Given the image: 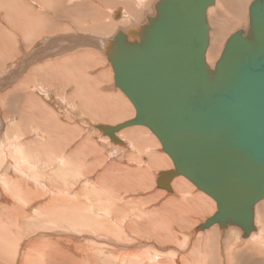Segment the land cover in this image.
Returning <instances> with one entry per match:
<instances>
[{"label": "bare ground", "instance_id": "bare-ground-1", "mask_svg": "<svg viewBox=\"0 0 264 264\" xmlns=\"http://www.w3.org/2000/svg\"><path fill=\"white\" fill-rule=\"evenodd\" d=\"M150 1L0 0V73L6 71L1 73L0 91L15 85L0 94V128L7 123L0 143V206L10 197L21 202L0 207V215H15L17 229L12 237V227L0 221V231H8L0 233L4 259L13 252L12 262L20 256L21 264L38 262L36 258L50 264H217L216 253L209 250L217 237L221 243L231 242L224 264H264V198L254 206L253 226L247 230L227 222L215 223L208 233H197L195 228L181 235L195 213L210 211L213 216L216 200L196 191L184 175L172 178L170 189L159 186L161 173L174 170V162L169 154L159 152L163 145L148 126L131 124L116 129L114 137L106 130L136 116L131 99L116 83L107 84L106 78H114L116 36L123 33L126 42L140 43L150 18L157 16L161 0L154 3L153 16H148ZM112 3L125 6L122 20H110L124 16V7L115 9ZM214 3L207 10L206 60L211 65L222 54L228 33L248 25L247 0H230L227 18L223 1ZM90 45L102 51L101 61L109 62L106 68L99 70L101 61ZM12 59L16 61L10 63ZM79 108L80 115L75 114ZM16 128L20 134L9 137ZM22 135L35 138L41 162L49 160L36 165L20 143ZM57 168L61 170L50 179L61 186L43 183L40 177ZM155 169L166 171L156 176ZM256 211L263 217L261 226ZM29 215L33 226L53 228L52 235L60 238H46L44 247L31 239L26 244L27 238L16 242ZM90 233L103 237V242ZM195 234L203 237L204 245L199 239L198 249L184 254ZM151 238L176 244L157 250L149 245Z\"/></svg>", "mask_w": 264, "mask_h": 264}, {"label": "water", "instance_id": "water-1", "mask_svg": "<svg viewBox=\"0 0 264 264\" xmlns=\"http://www.w3.org/2000/svg\"><path fill=\"white\" fill-rule=\"evenodd\" d=\"M214 2L161 0L140 43L116 36V85L137 113L106 130L114 137L131 124L148 126L174 162L159 186L170 189L184 175L216 200V213L197 231L227 222L247 230L264 198V0L251 2L248 31L236 30L211 68Z\"/></svg>", "mask_w": 264, "mask_h": 264}, {"label": "rangeland", "instance_id": "rangeland-1", "mask_svg": "<svg viewBox=\"0 0 264 264\" xmlns=\"http://www.w3.org/2000/svg\"><path fill=\"white\" fill-rule=\"evenodd\" d=\"M158 0H151L150 2H149V5H151L150 6V8H151V10L150 11H148V16H153L154 14H155V12H156V10H155V8H154V3H156ZM223 1V5H224V7H225V16H223L224 18H227V17H230L231 16V11H230V9H229V4H230V0H222ZM253 0H247V5H246V20H247V22H248V25H246V26H241V27H237V28H234V29H232L229 33H228V36H227V38H226V40L228 39V37L231 35V34H233L236 30H239V29H244L245 31H247L248 30V28H249V24H250V17H249V6H250V4H251V2H252ZM215 2H216V0H215ZM218 2V1H217ZM215 4V3H214ZM249 4V5H248ZM108 6V5H107ZM113 7V8H117L118 6H120V7H124V9L122 8V10L124 11V16H123V14H122V16L120 17V18H113V17H110V20L111 21H120V20H122L124 17H125V15H126V11H125V6L124 5H122V4H116V3H112V5H110V7ZM150 12V13H149ZM227 12H228V14H227ZM113 18V19H112ZM119 19V20H118ZM210 24H211V30H212V26H213V24H212V21H211V19H210ZM116 33V31L114 32V33H112V34H110L109 36H103V38L105 37V39H109V38H111V37H113V35ZM43 38H47V36L46 35H44L43 36ZM42 39V38H41ZM41 39H39V40H41ZM38 40V41H39ZM108 41V40H107ZM226 43V42H225ZM58 44V45H57ZM56 45L57 46H60V45H63V43H57ZM21 46H23V44H21V45H19L18 46V50L20 49L21 50ZM56 46V47H57ZM91 46V45H90ZM88 47L89 49H94V53H95V55L96 56H94V57H97L96 59H100V61H101V54H102V56H104V54L102 53V51L100 52V50H99V48L97 47V48H95V45H92L91 47ZM225 46V45H224ZM12 48V47H11ZM224 49V48H223ZM62 50H63V48H62ZM62 50L60 51V52H62ZM223 51V50H222ZM222 51H221V53H222ZM58 53H59V50H57V55H58ZM100 53V54H99ZM98 55V56H97ZM100 55V56H99ZM20 56V55H19ZM220 56H221V54H220ZM220 56L216 59V60H214L215 62H214V64H210L209 63V65L211 66V68H214V65H215V63H216V61L220 58ZM18 59H20V58H18ZM16 60H11V62L10 63H12V62H15ZM10 63H8V64H10ZM108 65V63L109 62H107V61H101V64H100V69L99 70H102L103 68H106L105 66H106V64ZM6 72V71H5ZM5 72H3V73H5ZM2 73V72H1ZM0 73V77L2 76V74ZM10 73H12L11 71H10ZM106 82H107V84H109V85H112V83H116L115 82V73H114V78L112 79V80H110V78H106ZM11 85V84H10ZM13 87H15V85H11V86H9V88H6L5 87V89L3 88V90L2 91H0V94L1 93H3V92H5L6 90H8V89H11V88H13ZM117 88H119V87H117ZM121 91H122V89L121 88H119ZM105 92H107V91H105ZM69 97H70V95H68ZM67 96V97H68ZM68 97V98H69ZM1 104V103H0ZM1 106V105H0ZM80 108L79 109H76L75 110V114H79L80 115ZM68 120H71V119H68ZM126 121V120H125ZM67 122H69V121H67ZM96 122H103V121H96ZM119 123H121V122H118L117 124H119ZM71 125H75V123L73 122V123H70ZM6 127H7V123H5V125L3 126V128L1 127L0 128V143H1V141L2 140H4L5 139V135H6ZM145 127H147V126H145ZM5 128V129H4ZM148 128V127H147ZM149 129V128H148ZM3 131V132H2ZM149 131L150 132H152L150 129H149ZM11 132H14L13 134H10V135H8L9 137H12L14 134H15V132H18L19 133V128H16V129H14L13 131H11ZM20 134V133H19ZM104 135V134H103ZM106 136V135H105ZM23 137V135L21 136V139H20V143H21V145H23L24 146V150H25V153L29 156V157H32L33 158V160L35 161V162H37V163H35L36 165H42V163L43 162H45V161H47V160H49V158L46 160H44V161H42L41 162V156L39 155V150L37 149L38 148V146L37 145H33V144H35L34 143V140H35V138L34 137H32V136H30L28 139H25V138H22ZM1 151V150H0ZM159 152L161 153V154H164V153H166L164 150H163V147L161 146L160 148H159ZM168 154V153H167ZM170 156V155H169ZM171 158V157H170ZM172 159V158H171ZM173 161V160H172ZM24 168H25V166H24ZM38 172H41L42 171V169H44V168H35ZM162 169V168H161ZM161 169H155V174H156V176H158V172H162V171H166V170H162V171H160ZM59 170H61V168L59 169V168H57V170L56 171H54V172H52V175H51V173H46V175H42L43 177H40L41 178V180H42V182L44 183V182H46L47 184H49V185H53V186H56V185H58L57 187H60L61 186V184L60 183H57L56 185H54V184H52L51 183V179H50V176L51 177H55V173L57 174L58 173V171ZM62 170H63V168H62ZM63 172V171H62ZM41 176V175H40ZM65 177H67V176H65ZM185 177V176H184ZM185 178H187V177H185ZM188 179V178H187ZM60 179L58 178L57 179V181L58 182H60L59 181ZM189 181H190V179H188ZM191 182V181H190ZM192 183V182H191ZM39 186V185H38ZM195 186V190L196 191H202V190H200L196 185H194ZM40 187V186H39ZM156 187H158V186H156ZM160 188V187H159ZM33 190H34V188H33ZM166 191H168V190H166ZM168 192H171V191H168ZM202 192H204V191H202ZM205 193V192H204ZM205 194H207V193H205ZM207 195H209V194H207ZM210 196V195H209ZM141 198H145L143 195L142 196H140ZM139 197V198H140ZM16 204V203H21L19 200H15V197H10V198H8V200H6V202H2V204H3V206H0V207H6V208H4V209H8V207H10V206H12L13 204ZM158 205V204H157ZM2 210H0V212H1ZM208 212V213H207ZM257 212H258V216H257ZM212 213V212H211ZM210 213V211H206L205 213H195L194 215H192V220H190V225H189V228L188 227H183V228H181V230L183 231L182 233H180L181 235H185V234H187V232H190V231H193L195 228H198V226H199V224L200 223H202L203 221H205L208 217H210L212 214ZM0 221H2V224H4V223H6V225L4 224V227L6 226V227H12L11 229L12 230H14L13 231V234H14V232H16V226H15V220H16V218H15V215H12L11 217L8 215V214H6V213H3V215H0ZM6 217V218H5ZM29 217V218H28ZM32 216H25L24 217V219H23V221H22V223L24 224V227H23V229H22V231L20 232V235H18L17 237V239H16V237H15V241L17 242L19 239H24V241H25V239H26V244L30 241V242H32L31 240H33V241H37L38 242V245L39 246H42V247H44L45 245H46V243H48V242H46V240H48V241H55L56 239H58V238H60V236H53L52 235V233H54L55 231L54 230H52L53 228H49V229H47L46 231H45V229H43L42 230V227H38V226H33L34 225V223L32 222V221H34L32 218H31ZM261 217V218H260ZM263 217H264V215H263ZM263 217H262V215H260L259 214V211H256V214H255V218H256V220H257V222L259 223L258 225L259 226H261L260 224H262V219H263ZM9 218V219H8ZM26 218V219H25ZM5 219V220H4ZM196 221H195V220ZM25 220V221H24ZM259 220V221H258ZM7 221V222H6ZM14 221V222H13ZM195 221V222H194ZM201 221V222H200ZM255 221V220H254ZM200 222V223H199ZM21 223V224H22ZM29 223V224H28ZM195 223V224H194ZM13 224V225H12ZM26 224V225H25ZM257 225V227H259ZM29 226V227H28ZM31 228V229H30ZM37 228V230L35 231V229ZM220 228V227H219ZM191 229V230H190ZM209 229V228H208ZM228 227H227V232L228 233H230L229 231H228ZM39 230V231H38ZM52 232H51V231ZM190 230V231H189ZM210 230H212V229H209V231ZM3 231H6L5 229L4 230H1L0 231V233H2ZM28 231V232H27ZM33 231V232H32ZM38 231V232H37ZM50 231V232H49ZM202 230H199V231H197V233H199V232H201ZM206 233H208V231H207V229H205L204 230ZM204 231H202V232H204ZM241 231H243V230H241ZM256 231V230H255ZM254 231V232H255ZM29 232H30V234H29ZM32 232V233H31ZM4 233V232H3ZM6 233H8V231H6ZM35 233V234H34ZM205 233V234H206ZM12 234V237H14V236H16V234H14L13 235ZM38 234V235H37ZM46 234V235H45ZM50 234V235H49ZM27 235V236H26ZM39 235H41V236H39ZM90 235H91V237H94V235H93V233H90ZM178 236L176 237L177 238V241H178V237H179V234H177ZM201 235H204V234H201ZM33 236V237H32ZM37 236V237H36ZM45 236V237H44ZM49 236V237H48ZM28 237H30V238H28ZM56 237V238H55ZM108 237H111L112 238V236L110 235V236H108ZM144 237H146V235H144ZM241 237L242 238H246V237H243V235L241 234ZM35 238H37V239H35ZM46 238H48V239H46ZM51 238V240H49ZM147 238V237H146ZM195 239V242H193L194 240H193V238H192V241H190V245H189V247H187L186 248V252H184V254L186 253H190L191 251H194V250H197L198 249V247L200 246L199 245V239H201L200 241H201V243L204 245V241H203V237H201L200 235H198V234H195V237H194ZM31 239V240H30ZM46 239V240H45ZM94 239L97 241L98 240V242H100V241H102L103 242V237H97V238H95L94 237ZM197 239V240H196ZM0 240H2V237H0ZM152 243V244H151ZM231 242L228 240L227 241V243L225 244V243H221V242H219V238H217L216 237V239H214L213 241H211L209 244L211 245H209V247H207V248H209V250H213L214 251V253H216V255H217V260H216V263L217 264H224V263H227V257H226V254H227V248H228V246H229V244H230ZM13 244H15L14 242H13ZM154 244H156L155 246H154ZM161 244V245H160ZM175 245L176 243H167V244H162L161 243V241H158L157 239H155V238H151V240H150V242H149V245H151V247H153V249L155 248V249H157L158 250V248H164L165 246H168V245ZM97 245V247H99L100 245H98V244H96ZM157 245H159V246H157ZM163 245V246H162ZM217 245V246H216ZM196 246V247H195ZM17 247V246H16ZM15 247V245H14V249L16 248ZM206 248V249H207ZM0 249L2 250V252H3V249L0 247ZM136 249V248H135ZM167 249V248H166ZM133 249H131V250H128L127 252L129 253V252H131ZM170 249L168 248V250H165L166 252L167 251H169ZM191 250V251H190ZM1 253V252H0ZM20 253H21V251H20ZM119 253H121V252H119ZM12 258H13V252H12V254H10V257H7V259L5 258H3V257H1L0 256V264H21V262H19L20 260V256H19V258H18V260L17 261H15V263H13L12 262ZM43 258V257H42ZM83 258H85V257H83ZM35 259V258H34ZM33 260V259H32ZM31 260V261H32ZM36 261H38V262H35L34 261V263H31V264H50V263H48L47 262V260H43V259H40V260H38L37 258L35 259ZM43 261V262H42ZM218 261V262H217Z\"/></svg>", "mask_w": 264, "mask_h": 264}]
</instances>
